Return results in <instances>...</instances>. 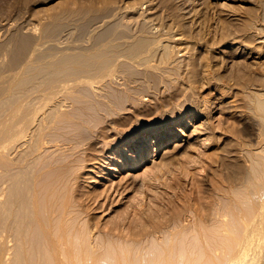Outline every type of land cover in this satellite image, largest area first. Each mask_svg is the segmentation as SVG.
Instances as JSON below:
<instances>
[{"label":"rangeland","instance_id":"obj_1","mask_svg":"<svg viewBox=\"0 0 264 264\" xmlns=\"http://www.w3.org/2000/svg\"><path fill=\"white\" fill-rule=\"evenodd\" d=\"M116 25L133 31L144 28L147 32L145 36L139 33L129 40L131 46H123L126 47L123 50L128 51L115 48L111 54L109 51L103 54L95 51V54L87 48L91 36L104 27ZM135 39L141 44L152 42L154 57L146 53L151 58L147 66L154 63L152 67L138 65L136 53L130 55L131 60L127 56L130 47H135L133 43L137 44ZM166 54L173 57L163 60L161 56L166 57ZM93 63L98 69L103 67L101 73H113L94 86L79 81L74 87H80L82 94L73 91L72 95L73 98L82 96L81 102L86 103L85 106L78 103L76 96L73 108L78 104L84 109L87 107L85 113L90 114V123L97 131H102L98 133L92 127L97 134L96 153L108 163H89L86 167L92 172L80 179L83 190L97 188L101 194L95 201H89L90 206L81 213L80 230L75 232V240L69 245L52 244L44 228L30 222V227L21 223L17 229L18 235L28 233L25 244L20 238L7 240L10 209L8 203L0 201V253L9 252V248L11 252L8 258H2L3 264H161L169 259L184 262L189 258L190 262H195L193 259L200 256L202 259L193 264L209 261L216 264L226 253L232 256L242 247L249 252L245 250L246 259L239 264H264V227H261L262 232L260 228L247 229L246 236L240 225L235 229L237 234L232 233V236L218 229V234L225 233L219 235L221 242L214 244L211 240L217 231L212 218L218 219L213 211L226 207L229 194L235 196L237 202L240 200L239 204L252 202L245 196L249 184L243 177L247 175L252 156L264 154L263 147L253 146L248 130L253 100L264 103V0H0V85L10 82L16 73L13 80L21 91L33 72L42 67L46 71L52 69L48 77L53 80L58 70L87 72L90 76L98 71ZM89 64H93L92 68ZM90 69L95 72H89ZM4 84L1 87L5 89ZM57 84L59 81L53 85ZM1 87L4 97L11 92L5 89L9 91L7 94ZM95 94L102 99L100 102ZM90 102L95 105L91 106L93 109ZM64 104V109L71 107L68 101ZM15 106L16 101L12 107ZM167 120L173 122L167 127V140L149 136L146 146L140 145L141 150L146 148L147 154L140 153V164L131 162L136 158L135 151L130 155L115 153L120 139L142 128L166 124ZM4 126L0 128V144L9 135L8 127ZM90 131L91 128L88 131L91 134ZM93 136L91 140L96 139V135ZM155 140L159 143L156 150ZM22 143L14 152L0 148L2 174L23 154L25 144ZM127 161L133 163V167L130 168ZM241 167L246 175L241 173ZM230 175L239 176L237 180L242 182L232 185L227 180ZM18 177L24 179L20 172ZM5 186L3 197L6 198L9 190ZM28 207L21 210L28 211ZM196 226L202 228L205 236L201 243L196 238ZM233 235H237L236 240ZM167 236L170 248L166 245ZM225 237L231 238L230 243ZM245 240L254 242L251 245L252 242L247 244ZM216 245L218 259L213 252Z\"/></svg>","mask_w":264,"mask_h":264},{"label":"bare ground","instance_id":"obj_2","mask_svg":"<svg viewBox=\"0 0 264 264\" xmlns=\"http://www.w3.org/2000/svg\"><path fill=\"white\" fill-rule=\"evenodd\" d=\"M166 27L167 26H165V29H166ZM126 28H123V29H122V27L118 28L117 25L115 27L113 26V27H108V28L104 27V29L102 28L103 29L102 31L97 32V33H95V35L91 36L93 38H90V40L91 39L92 40L87 44V48L89 50H93V52L97 51V53H98V51H102V54H103V53H107L109 51L108 53L111 54V51L115 50V48H118L117 50L125 49L126 47L123 48V46L130 45V44H128L129 43L128 41L131 39L133 40V38H136L135 36H137L139 33L141 34L140 36H142L145 32H147L146 29H144V28L141 29L139 27H138L139 29H137L136 31H133V29L127 30ZM149 28H150V26H149ZM150 30H152V29H150ZM160 30H162V29H159V32H161ZM170 30L171 29H169V31ZM155 32H158V31L156 30ZM155 32L153 33V31H152L151 33L156 34ZM168 33H170V32H168ZM159 34H161V33H159ZM162 34H163V32H162ZM145 35H143V36H145ZM148 36H149V34H148ZM140 39H142V38H140ZM152 40H153V37H152ZM134 41H136V39ZM139 41L142 42L143 40H139ZM133 42L131 41V43H133ZM135 43H137V41ZM139 43H137V44L133 43V45H135V47L134 46H132V48L130 47V49H129L130 52H129V55H127V56H129V59H130V57L132 55H134V53H136L135 54L136 59L133 58V60L135 59L137 61L138 65H142V66L144 65L147 68L149 66L152 67V64H154V63H151V65L147 66L148 63L151 61L150 56L154 57V53H153L154 52L153 51L154 46L152 47V42L144 41L142 44L141 43L139 44ZM153 44H154V42H153ZM158 45L159 44L157 43V46ZM151 48H152V50H151ZM155 48H156V46H155ZM171 50H172V48H171ZM123 51H128V50L126 49ZM150 51H152V52H150ZM93 52H90V53H93ZM118 52H121V51H118ZM167 52H169V51H167ZM112 53H114V52H112ZM141 53H143V54L145 53L144 55H142L144 57H139V56H141ZM146 53H148L150 56ZM170 53H172V52L170 51ZM170 53H168V54H170ZM95 54H96V52H95ZM95 54H93V56ZM102 54H99V55H102ZM125 54H126V52H125ZM127 54H128V52H127ZM168 54H166V57L161 56V57H163L162 59L167 61L173 57L172 54H171L172 57H170V55H168ZM107 56H108V54H107ZM137 57H139V58H137ZM125 58H127V57L125 56ZM162 59H161V62L163 61ZM107 60H106V62H107ZM110 63H112V61ZM162 63L164 64L166 62H162ZM93 64L96 65V67H97L98 62H97V64L96 63H93ZM93 64H89V66L91 65V68H92ZM108 64H109V62H108ZM155 64H157V63H155ZM113 65H115V64H113ZM107 66L111 68V66H109V65H107ZM96 67H94L95 68L94 70H96ZM101 67L102 66H100L99 69L97 67V69H98L97 73H94L90 76H89V73H87V72L86 73L88 75H86V73L82 74L81 71L76 73V72H72L69 70H63L64 72L61 70H58V71H56L54 80L51 77H48L49 73L52 72V69L49 70V68H48L46 71V70H44L46 68L42 69L43 68L42 67V68L38 69V70L41 69L40 71L33 72L29 83L24 84V87H22L21 91H19L17 83H15V81L13 80V78L15 77V74H16L15 73L14 77L12 79H10V82L8 81L9 83L7 81L5 84L3 83L5 85L4 87H6L5 89L6 90L8 89L11 91V92L8 91L9 94L3 87H1L3 84L0 85V87L5 90L4 92L5 93L7 92V94H8L7 96H5L6 97L5 98L3 96V94H4L3 90H1L2 92L0 91V128L3 125H5L4 127L7 126L8 132L7 131L6 132L9 133V135H7L8 137L4 141L1 142L0 148H2V149L7 148L8 151L10 150L9 152H11V151L14 152L15 150H17L18 147H21L20 143L23 142L22 144L23 145L25 144L23 154L21 156H19L15 162H12V164L10 165L12 167L7 169V172L4 174H2L0 171V201H3V203L5 202L6 204L8 203L9 209H10L9 214L7 216L8 228H7L6 233H5V237L7 238V240L10 241L12 238H14V239L20 238V240L23 242V244H25L26 234H28V233L24 232V233H21V235H18L17 229L21 223H24V224L27 223L28 224V222H30L31 224L37 223L42 227V229L44 228L43 230H45L48 233L49 239H50L49 241H51L52 244L61 243V244L69 245L72 242H74V240H75V232H79V230H80L78 223H79V217H80L81 213L84 211L85 207L90 206L91 202H89V201H95V199L101 194V191H98L97 188L83 190V185L80 182V179L83 178L84 174L92 172V170H90V167H86L89 163L96 164V163H99V161H101L103 163H108V162L105 161V159H104L105 157H103V158L101 157L102 158L101 159L99 154L96 153V148H95L96 142L95 141L97 140V134H95V132H94V129L96 130V128L94 127L93 124H91L92 122L90 123V120H91V119H89L90 114L87 112L89 115V117H88L87 113H85L87 107H86V109H84L82 105H81L82 106L81 107L78 104L76 106H78L81 109H84L85 111H81V109L79 110L78 107H75V108H78L77 110H75V108H73L75 106V104L73 106V103L75 100L74 98H76V96L78 98V95H75L74 98L72 95L73 91H75V93L79 92L80 94H82V92H80V90H78V88L80 89V87H78V88L74 87V85L76 83H78L79 81H81V80L87 81L91 86L92 85L94 86V83H96V84L100 83L105 77L110 76L113 73V72L111 73L110 71L108 72L106 69L105 70L107 71V73H105V72L101 73L100 72ZM66 68H67V66H66ZM112 68H113V66H112ZM56 69L57 68H55V70ZM158 69H162V68H158ZM91 70L92 69H90L89 72L94 71V70H92V71ZM131 70H132V68H131ZM137 70H138V68H137ZM139 70H141V69H139ZM148 70H150V69H148ZM80 72L82 75L79 74ZM134 72H135V70H134ZM148 72H150V71H148ZM75 73L78 74L79 76H76ZM130 74L132 75V73H130ZM149 74H151V73H149ZM173 74H175V73H173ZM133 75H135V74H133ZM164 75H166V74H164ZM129 76L130 75H128V77ZM138 79H140V78H138ZM157 79H159V78H157ZM11 80L14 83H12ZM50 80H53V81L49 82ZM57 81H59V84L53 85ZM73 87L76 88L77 90L73 89ZM18 92H20V93L17 94ZM105 93H102L103 96ZM14 94H17L16 98H14ZM87 94H89V93H87ZM99 94L100 93H98V95ZM102 94H100V95L102 96ZM85 95H86V93H85ZM98 95H96L97 98L99 97ZM79 97H80V95H79ZM83 97H85V96L83 95ZM80 98H82V96ZM80 98H78V101H80L78 103H82L81 101L83 99L80 100ZM2 99H4V101ZM57 99H59V100H57ZM91 99H93V97H91ZM100 99L101 98H98L99 102H100ZM53 100H56V101L51 103V101H53ZM61 100L63 102H61ZM93 100H97V99L95 98ZM106 100H107V102L109 101L108 98ZM14 101H16L15 108L12 107ZM67 101L69 102L68 105L71 106L70 108H72V109H70V108L64 109L63 108L66 106L64 104V102H67ZM76 101L77 100H75V102ZM88 101H91V100L88 99ZM83 102H85V101H83ZM96 102L97 101H94V103H96ZM104 103H102V104H104ZM108 103L110 104V102H108ZM82 104L84 106L86 105V103L85 104L82 103ZM88 104L89 103H87V105ZM91 106L94 108L95 105H93V103H91L90 107ZM252 108H253L252 117L249 118L251 120V121L249 120L250 125L248 124V126H249L248 130H249L250 135H251L250 137H252V140L254 141L253 146L255 145L258 148L263 147L262 149H264V129H263L264 128V103H263V101L260 102V101L255 99V102H254V100H253ZM99 110H100V108H99ZM103 119H105V118H103ZM182 119H184V118L182 117ZM13 121H14V123H13ZM172 123L173 122H170V121L168 122V120H167L166 124H160V125L150 126L148 128H142V129L138 130L135 134H132V135L130 134L129 136H125L124 138L120 139V141L118 142L119 144H117V146L118 145L119 146H118V149L115 153H117V154H129L130 155V152L135 151V152H137L136 158H135V160L132 159L131 162L135 161L134 165L140 164L142 161L141 159H139V156H141L140 153L144 152L146 149V148H143L141 150V147L144 146V144L146 146L147 139L149 138V136L152 135L153 139L156 136H158L159 137L158 139H160V140L166 139L168 137V133H169L167 127L170 126V124H172ZM92 127L94 129H92ZM96 127H97V125H96ZM88 128L89 129L91 128V131H90L91 134L88 132L89 131ZM86 130H87V132H86ZM177 130H178V128H177ZM92 131H93V133H92ZM97 132L99 133L100 131H97ZM100 133L102 134V131ZM166 133H167V135H165ZM93 135L94 136L96 135L95 136L96 139L91 140L90 137ZM21 140H23V141L20 142ZM158 144H159L158 140H155V150H156V147L158 146ZM140 145H142V146L140 147ZM138 152H139V154H138ZM145 152H144V156L147 155ZM245 156L247 157V154ZM252 157H253V160H251L250 163L248 162L250 164V165H248L250 168L248 167V170L246 173L247 175L244 173V168H243L244 165H242L243 167H241V169H240L241 171H243L241 173H244L243 175H246L243 178H245V177L247 178V179L245 178L244 180L246 181V183L248 182V184H249L248 188L250 189V190L248 189L247 195H245L246 193L244 195L246 196L247 201L252 200V202L251 203L248 202L249 203L248 204L247 202L244 201V204H242V203L239 204V201H240L239 199H241V198H239L238 199L239 201L237 202L236 197L233 195H230L228 193L229 198L227 199L228 203L225 202L226 207L216 208L213 211V215L215 213L216 218H218L217 220L213 219L214 216L212 218V220H213L212 222L215 225L213 227L217 228V231H218V232L215 231L216 233L213 234V237L211 238V240L214 244H216V243L218 244L221 242L220 241V240H222L221 236L224 233V232L223 233L221 232L222 234H218L219 233L218 229H220V231H223V230L226 231L229 236H232V233L237 234L235 229L239 225H240V227H242V229L245 230V236L247 233V231H246L247 229H248V231H250V229H252L251 231H253L254 229L260 228L261 232H262L263 228H261V227H264V154L260 155V156H252ZM115 159H116V157H115ZM90 160H93V161L90 162ZM116 161L118 163L120 162L119 159H116ZM129 161H130V158H129ZM131 162H128V161L126 162L130 168L133 167V163H134V162L133 163H131ZM236 164H234V165H236ZM245 164L247 166V163H245ZM100 165H102V164H100ZM95 168L98 169V167H95ZM108 168H111L110 165L108 166ZM242 168H243V170H242ZM0 169H1V167H0ZM112 169H116V168H112ZM238 169H239V167H238ZM19 172L22 174L24 179L18 177ZM233 172H234V170H233ZM245 172H246V170H245ZM236 173H238V172H236ZM235 176L230 175V177L228 176V178H227V180L228 179L230 180V181L228 180L230 183H233L232 185H234L235 183L240 184L242 182L241 180H237L239 178V176H237V178ZM240 177L242 178V176H240ZM101 178L106 179L104 176H101ZM90 181H93V180H90ZM237 181H241V182H237ZM4 185H6L5 189L9 190V195H7L6 198L3 197L4 196V189H3ZM232 185H231V187H232ZM244 186H245V184H244ZM232 191H230V192H232ZM10 192H11L12 196H10ZM77 192H81V193H77ZM21 194H22V196H21ZM243 200H245V199H243ZM250 204H252V205L250 206ZM242 205H244L245 207H243ZM12 206L14 207V209L12 208ZM25 206H27V207L29 206L28 211H24V210L22 211L21 210V207H25ZM201 217H203V216H201ZM29 227H30V225H29ZM13 228L16 231L15 233L12 230ZM201 229L202 228L200 226H196V228H195L196 238H198L199 242L205 239L204 233ZM242 229H240V230H242ZM171 232H172V230H171ZM255 232H256V230H255ZM257 232H258V230H257ZM263 234H264V232H263ZM48 235H47V237H48ZM219 235H221V236H219ZM224 235H225V233H224ZM241 235H244V233ZM248 235L250 236L249 232H248ZM235 236H237V235H233V237H234L233 240H236ZM249 236H247V237H249ZM168 237L169 236H167V238ZM226 237H227V235H226ZM226 237H225V239L228 238V237L227 238ZM239 237H241V236H239ZM239 237H237V238H239ZM223 238H224V236H223ZM157 239H159V238H157ZM169 240H170V237L168 238V241ZM229 240L227 239V241H229ZM240 240L242 241V238ZM248 241H250V237L248 238ZM92 242H93V240H92ZM234 242L235 241H233V244L237 243V242H235V243ZM245 242H247V241L245 240ZM251 242H247V244L251 243V245H252L254 241H251ZM229 243H230V241H229ZM241 243L242 242H240V244ZM243 243H244V241H243ZM167 244H169V245H167ZM244 244H246V243H244ZM247 244H246V248H247ZM166 245H167V247L170 246V241L168 243H166ZM234 246H237V244ZM248 246H250V244ZM170 247H168V248H170ZM213 249H214L213 250L214 255L217 254L216 252H217V249H219V247L216 245V246H214ZM247 249H249V247ZM232 250H233V248H232ZM240 250H242V251H240ZM245 250H246L245 247L244 248L242 247V249H239V253H236L237 255L233 253L234 255L232 254V256L230 255L231 253L228 252V254L226 253L227 256L225 258H224L225 255H223V260H221V258H220V262H218L219 259L217 258L216 255L215 256L218 259V261L216 260L215 257H214V259L217 261L216 264H239V263L244 262V260L246 259L247 253L249 251L246 250V251H248L246 253ZM65 251H59L58 250V252H60V253H65L66 255H69V254L73 255V254L65 252ZM10 253H11L10 248H9V252H5L4 254L2 252L0 253V264H3V262L1 261L2 258L4 256H6V258H8ZM201 259H202L201 256L199 258H194L193 261H195V262H190V260H192V259H189V258L187 259V261H189V262H187V261L176 262V261H173L172 259L170 261V259H169L167 262H162L161 264H183V263H186V264L192 263L193 264V263H197V261H200ZM208 259H210V258L208 257ZM212 261H214V260H212ZM209 263H211V261H209ZM209 263H206V264H209ZM5 264H7V263H5ZM103 264H106V263H103ZM213 264H215V261Z\"/></svg>","mask_w":264,"mask_h":264}]
</instances>
